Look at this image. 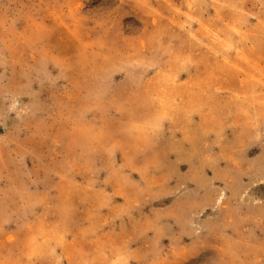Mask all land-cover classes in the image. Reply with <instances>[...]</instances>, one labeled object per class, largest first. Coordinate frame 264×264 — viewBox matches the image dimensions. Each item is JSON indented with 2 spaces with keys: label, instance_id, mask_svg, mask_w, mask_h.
Returning a JSON list of instances; mask_svg holds the SVG:
<instances>
[{
  "label": "rangeland",
  "instance_id": "obj_1",
  "mask_svg": "<svg viewBox=\"0 0 264 264\" xmlns=\"http://www.w3.org/2000/svg\"><path fill=\"white\" fill-rule=\"evenodd\" d=\"M0 264H264V0H0Z\"/></svg>",
  "mask_w": 264,
  "mask_h": 264
}]
</instances>
